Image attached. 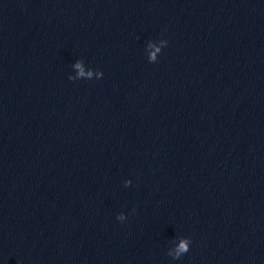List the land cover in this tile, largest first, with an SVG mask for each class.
Wrapping results in <instances>:
<instances>
[{
    "label": "clouds",
    "instance_id": "obj_1",
    "mask_svg": "<svg viewBox=\"0 0 264 264\" xmlns=\"http://www.w3.org/2000/svg\"><path fill=\"white\" fill-rule=\"evenodd\" d=\"M160 49L156 48L154 52L151 53L150 59L155 60L156 53L159 52ZM75 67L79 69V75L83 76L85 73L83 72V69L81 67V64L78 62ZM88 76H91V73L87 74ZM189 251V241L182 240L176 250V255L174 258H179L182 254L187 253Z\"/></svg>",
    "mask_w": 264,
    "mask_h": 264
}]
</instances>
